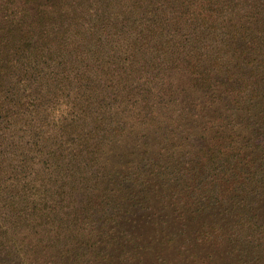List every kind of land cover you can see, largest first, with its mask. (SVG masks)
I'll return each instance as SVG.
<instances>
[{
	"label": "trees",
	"instance_id": "16d2710c",
	"mask_svg": "<svg viewBox=\"0 0 264 264\" xmlns=\"http://www.w3.org/2000/svg\"><path fill=\"white\" fill-rule=\"evenodd\" d=\"M0 208V264H120L153 208L264 264V0H0Z\"/></svg>",
	"mask_w": 264,
	"mask_h": 264
},
{
	"label": "rangeland",
	"instance_id": "374dc122",
	"mask_svg": "<svg viewBox=\"0 0 264 264\" xmlns=\"http://www.w3.org/2000/svg\"><path fill=\"white\" fill-rule=\"evenodd\" d=\"M109 71V69H106V73H108ZM124 77L129 78L128 75H124ZM106 79L108 81V78ZM83 93L84 91H82L80 94H76L77 99H79L76 100L77 103L75 102V108L77 109L80 107V101L85 99L84 97H82ZM85 97L87 98L88 95L86 94ZM64 102L65 99H63L62 94L58 93V95L51 96V100H49L47 103H44L43 106L41 104V107L50 109V111L54 112L55 115H59L60 112L61 115L62 112H65L64 114L67 117V111H65L66 108L61 105ZM71 102H73L72 93L69 106L73 108L74 105H71ZM124 102H126L125 99ZM107 112L108 109H103L100 111V113L104 117L108 118L110 115H106ZM96 117H98V112H94L93 115L88 116V121H92ZM17 121L18 120H15L16 123ZM19 135L22 136L23 134L19 133ZM202 135H204L205 137L211 134H206V132L204 131ZM212 139H215L213 140V143L219 141L216 139V136H210L201 141L202 146L204 147L206 144L210 143V140ZM187 142H191L192 144L195 143L197 145L199 143L198 139H195L193 137ZM175 145L178 146V144ZM176 204L177 202L173 200L172 205ZM153 207L157 209L154 217L163 215V213H159L158 203L154 204ZM154 208L148 213L151 218H149L148 215H145L146 213L144 211H139L137 213L138 215L134 217V219L136 220L134 221V223L131 222L132 217L128 215V218L130 220L124 222V226L132 235L138 236L139 240L137 246H128L127 256L124 257V260L120 264H238L236 261V253L227 254V250L231 251L228 246L221 244L217 245V242H215V244H202L201 241L195 240V237L198 236L199 232H205V229L201 228L200 226L203 222H207V215H200L196 217L194 221L187 223L185 232H183L182 234L184 235V238L179 237L177 240H175V243L166 244V229H161L159 226L156 227L153 224V221L156 220L155 218H153V213L155 212ZM168 213L171 214V211L169 210L166 212V214ZM141 214H144V217H141ZM3 222L4 221H1L0 224ZM168 230L175 233L183 231L179 224H175ZM216 233L217 232L213 234ZM27 235L32 237L35 236L33 231L28 232ZM188 238L189 241L187 240ZM197 241H199V243H197ZM84 250H86L85 247ZM36 252L40 253L38 257H42V259H49V257H58L57 255L59 254L55 253L54 250H46L44 253L41 251ZM81 254L84 255L83 253L75 254L76 257L73 258H76V260L71 259L68 261V264H86L85 259L82 258L84 256H81ZM57 259L59 260V258ZM65 263L66 262H64L63 264Z\"/></svg>",
	"mask_w": 264,
	"mask_h": 264
}]
</instances>
